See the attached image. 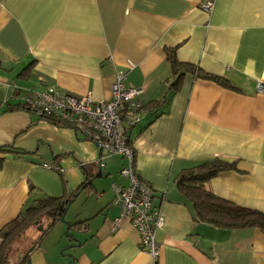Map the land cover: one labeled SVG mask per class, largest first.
Here are the masks:
<instances>
[{
	"label": "crops",
	"instance_id": "obj_1",
	"mask_svg": "<svg viewBox=\"0 0 264 264\" xmlns=\"http://www.w3.org/2000/svg\"><path fill=\"white\" fill-rule=\"evenodd\" d=\"M202 1L0 0V147L9 146L0 150V231L38 199H73L63 214L68 227L45 216L26 230L32 241L16 264H264V232L197 221L176 184L185 170L219 158L234 168L204 187L264 212V90L255 91L264 72V0H213L211 13ZM168 50L228 86L185 72L172 87ZM116 71L142 89L143 105L162 102L128 134L136 173L163 216L157 260L112 202L113 185L127 184L119 173L125 159L70 126L7 109L23 88L106 101Z\"/></svg>",
	"mask_w": 264,
	"mask_h": 264
},
{
	"label": "built area",
	"instance_id": "obj_2",
	"mask_svg": "<svg viewBox=\"0 0 264 264\" xmlns=\"http://www.w3.org/2000/svg\"><path fill=\"white\" fill-rule=\"evenodd\" d=\"M200 6L205 12L211 13L214 2L204 0ZM262 90L264 72L255 84L256 92ZM141 93L142 89L125 84L123 71H116L111 84V96L106 101H94L89 94L79 97L63 94L48 86L20 89L19 103L38 119H51L59 125L70 126L82 138L94 142L105 154L120 155L125 159L119 173L127 184L113 185L112 202L119 208V219H128L137 229L139 248L157 260L159 245L155 233L163 225V216L159 207L152 205L151 186L136 173L134 153L128 143L129 131L145 115L143 103L139 99ZM96 163L102 167V157ZM42 166L59 173L63 171L53 163L44 162Z\"/></svg>",
	"mask_w": 264,
	"mask_h": 264
},
{
	"label": "trees",
	"instance_id": "obj_3",
	"mask_svg": "<svg viewBox=\"0 0 264 264\" xmlns=\"http://www.w3.org/2000/svg\"><path fill=\"white\" fill-rule=\"evenodd\" d=\"M168 59L170 61L175 80L172 87L177 86V81L185 72H189L196 77L215 81L223 86H228L225 79L220 76L202 71L193 64L181 63L177 61L173 54V50H168ZM20 89V87H18ZM15 88V90H19ZM8 103V102H6ZM9 104V103H8ZM162 104L143 105V109L154 112ZM20 108L29 112L28 108L21 103H12L8 110ZM147 110V111H148ZM146 114V113H145ZM42 119V118H41ZM51 122H55L51 119ZM9 146H1L0 150H5ZM2 158L0 157V165ZM234 168L233 163L221 160L219 158H211L203 160L196 166L185 170L181 173L177 180V187L182 193L191 198L194 207V218L197 221L208 223L213 227L225 229L257 227L264 232V212L254 208L244 207L232 204L204 187V181L215 176L222 170ZM72 195L65 197H44L29 204L22 214L15 220L8 223L0 231V264H8V256L11 253L13 244L21 238L24 232L32 226L37 219L49 217L52 221L58 219L65 212V206L69 203ZM28 259V255H24L23 261Z\"/></svg>",
	"mask_w": 264,
	"mask_h": 264
},
{
	"label": "rangeland",
	"instance_id": "obj_4",
	"mask_svg": "<svg viewBox=\"0 0 264 264\" xmlns=\"http://www.w3.org/2000/svg\"><path fill=\"white\" fill-rule=\"evenodd\" d=\"M36 221H39V219H37ZM39 223L41 224L42 220ZM65 236L67 237L66 234ZM31 241H32V234H31V230H29L28 232L26 231L23 234L22 239L20 241L16 242V244L13 245V250L8 256V264H16V261L14 262L16 253L18 252L24 254L27 248L30 246ZM59 254L62 255V252H59Z\"/></svg>",
	"mask_w": 264,
	"mask_h": 264
},
{
	"label": "water",
	"instance_id": "obj_5",
	"mask_svg": "<svg viewBox=\"0 0 264 264\" xmlns=\"http://www.w3.org/2000/svg\"><path fill=\"white\" fill-rule=\"evenodd\" d=\"M72 200H73V199H72ZM72 200H71V202H72ZM71 202L69 201V203L65 206V210H67V208L69 207V205H70ZM59 220L62 221L64 224H66L67 227H68V223H67V221L64 219V215L60 216ZM66 235H68V232H66ZM26 264H29V261H28Z\"/></svg>",
	"mask_w": 264,
	"mask_h": 264
}]
</instances>
